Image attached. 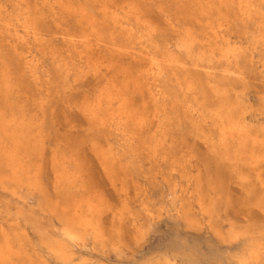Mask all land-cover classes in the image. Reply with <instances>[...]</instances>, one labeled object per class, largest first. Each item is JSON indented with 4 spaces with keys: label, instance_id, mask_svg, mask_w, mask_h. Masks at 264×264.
Masks as SVG:
<instances>
[{
    "label": "bare ground",
    "instance_id": "bare-ground-1",
    "mask_svg": "<svg viewBox=\"0 0 264 264\" xmlns=\"http://www.w3.org/2000/svg\"><path fill=\"white\" fill-rule=\"evenodd\" d=\"M173 1L171 9L160 0H0V264H110L91 260L85 249L109 241L108 210L112 223L131 214L127 204L115 211L90 190L73 153L44 157L41 115L70 76L95 81L75 107L103 135L90 151L114 188L120 181L123 197L124 169L140 161L192 182L171 133L187 125L241 184L259 185L264 216V88L255 105L239 86L246 64L259 63L256 54L264 52V0ZM153 4L162 23L150 15ZM258 67L264 73L263 60ZM19 95L32 99L30 107ZM180 193L181 202L158 215L143 208L148 220L174 214L200 229L182 201L193 191ZM221 238L235 249L212 264H264V231L234 229ZM141 264L197 263L176 250Z\"/></svg>",
    "mask_w": 264,
    "mask_h": 264
},
{
    "label": "rangeland",
    "instance_id": "rangeland-1",
    "mask_svg": "<svg viewBox=\"0 0 264 264\" xmlns=\"http://www.w3.org/2000/svg\"><path fill=\"white\" fill-rule=\"evenodd\" d=\"M160 1L161 6L165 8L175 7L173 0ZM152 7L155 9L156 5L153 4ZM152 7L151 17L160 21V14L157 9L153 10ZM156 13L159 14V17ZM155 15L156 17H154ZM160 22L162 23V21ZM45 25L48 28L51 27L49 22ZM256 56L259 63L246 64L248 71L244 81L239 84V86H243L247 99L255 105L264 88V73H261V69L258 67L260 62L264 61V52L257 53ZM48 62L46 61L44 64L46 68H50ZM78 77L70 76L65 84L62 81L59 83L57 89L55 88L53 91V98L46 105V111L44 109V113L41 115L43 119L45 114L43 133L46 136V151L44 157L49 159L50 150L63 154L73 153L85 180L89 183H87L88 186L90 185V190L99 194L103 203L115 211L121 209L124 204H127L131 211L129 216L125 214L122 220L117 223L111 222V216L108 213L110 210L105 212L103 218L107 219V222L103 218L102 221L104 220L103 225L110 236L109 241L105 246L91 244L85 249L88 251L85 254L87 257L96 262L99 260L108 261L110 264H141L152 255L168 254L178 250L182 253L189 252L197 264H212L219 257L224 258L227 252L234 251L235 245L222 242L221 238L227 237L230 231L234 229L243 233L264 231V216L257 205V197L261 195L259 188L256 190L259 185L256 184L255 187L253 183L241 184L237 172L228 164V161L221 160L214 153L209 152L202 139L187 125L179 130L175 129L171 133L176 139L175 151L183 152L185 155V172L191 176L192 182L188 184L179 177L171 178L166 174H157L158 169L155 165L140 161L135 167L136 169L130 165L127 169L123 168L125 171L123 185H125L124 190L127 191L126 198L123 197L121 191H117L120 181H116L114 188L103 173L98 159L90 151L91 144L102 140L103 135L88 127L86 119L80 114L75 104L77 105L81 101L83 95L92 93L95 81L90 74ZM23 90L25 88H22L20 92ZM21 95L25 94L21 93ZM21 95H19L20 102L25 107H30L32 99L29 96ZM78 100L80 101L75 103ZM42 161L43 165L45 164L42 182L44 181L45 188L51 193L48 160L45 163L44 160ZM199 164L200 166H198ZM123 176L121 175L119 178ZM262 176H264V167ZM169 181L170 183H168ZM186 186L193 191V195L190 198L182 199V201L190 207L195 224H201L200 229L187 227L184 221L174 214L162 213L163 215H159L154 221L148 220L143 208L158 215L164 211L163 209L178 205L181 202L180 189ZM250 193L253 194L250 196ZM201 206L204 208V212L201 210ZM132 218H135L133 224L130 220ZM31 236L35 239L34 234L31 233ZM112 242L117 243L119 250L113 249ZM83 252L85 253V251Z\"/></svg>",
    "mask_w": 264,
    "mask_h": 264
}]
</instances>
